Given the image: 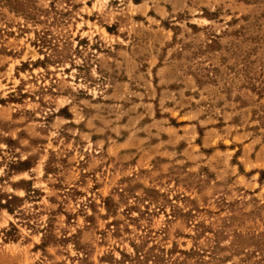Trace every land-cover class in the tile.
<instances>
[{
    "label": "rangeland",
    "instance_id": "374dc122",
    "mask_svg": "<svg viewBox=\"0 0 264 264\" xmlns=\"http://www.w3.org/2000/svg\"><path fill=\"white\" fill-rule=\"evenodd\" d=\"M0 264H264V0H0Z\"/></svg>",
    "mask_w": 264,
    "mask_h": 264
},
{
    "label": "trees",
    "instance_id": "16d2710c",
    "mask_svg": "<svg viewBox=\"0 0 264 264\" xmlns=\"http://www.w3.org/2000/svg\"><path fill=\"white\" fill-rule=\"evenodd\" d=\"M8 204H9V203H8ZM7 211H8L10 214L13 213L12 210H11L10 208H7Z\"/></svg>",
    "mask_w": 264,
    "mask_h": 264
}]
</instances>
